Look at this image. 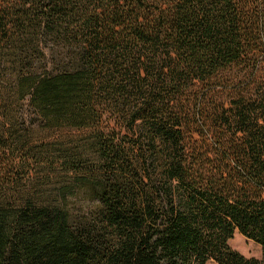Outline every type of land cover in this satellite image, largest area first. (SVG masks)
<instances>
[{
	"label": "trees",
	"instance_id": "16d2710c",
	"mask_svg": "<svg viewBox=\"0 0 264 264\" xmlns=\"http://www.w3.org/2000/svg\"><path fill=\"white\" fill-rule=\"evenodd\" d=\"M209 261L264 264V0H0V264Z\"/></svg>",
	"mask_w": 264,
	"mask_h": 264
},
{
	"label": "rangeland",
	"instance_id": "374dc122",
	"mask_svg": "<svg viewBox=\"0 0 264 264\" xmlns=\"http://www.w3.org/2000/svg\"><path fill=\"white\" fill-rule=\"evenodd\" d=\"M229 245L246 257L261 258L263 251L262 247L255 241L243 236L239 232H236L229 240ZM207 264H218L215 261H209Z\"/></svg>",
	"mask_w": 264,
	"mask_h": 264
}]
</instances>
